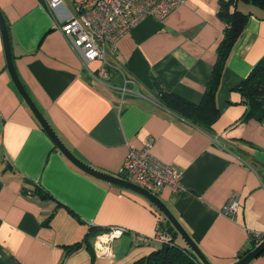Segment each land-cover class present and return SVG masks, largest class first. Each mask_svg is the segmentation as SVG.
Instances as JSON below:
<instances>
[{
  "label": "crops",
  "instance_id": "crops-1",
  "mask_svg": "<svg viewBox=\"0 0 264 264\" xmlns=\"http://www.w3.org/2000/svg\"><path fill=\"white\" fill-rule=\"evenodd\" d=\"M218 7L186 0L163 18L144 17L119 37L109 78L99 80L100 61L83 64L57 26L72 13L68 2L52 11L43 0H0L17 75L64 145L120 176L129 148L153 137L152 154L181 172L184 187L157 196L212 264H232L252 235H264V119L241 120L235 88L264 55V11L238 4L250 14L222 72L211 131L155 95L157 82L202 100L225 27ZM233 196L231 217L222 207ZM164 220L146 197L84 172L57 148L11 79L0 31V264H133L161 246L134 235L151 236ZM90 226L124 229L111 256L95 253ZM175 242L186 247L179 234ZM248 264H264V252Z\"/></svg>",
  "mask_w": 264,
  "mask_h": 264
},
{
  "label": "built area",
  "instance_id": "built-area-1",
  "mask_svg": "<svg viewBox=\"0 0 264 264\" xmlns=\"http://www.w3.org/2000/svg\"><path fill=\"white\" fill-rule=\"evenodd\" d=\"M50 10L68 2L72 13L58 28L83 64L99 60L100 65L93 75L96 79L107 80L109 57H113L117 40L137 22L147 16L163 18L186 0H43ZM128 91L124 85L121 92ZM217 144H220L216 141ZM153 137H146L139 148H130L125 155L120 176L148 191L158 194L164 186H169L178 193L184 188L181 172L157 159L152 154ZM237 197H231L222 207L227 216H233L238 208ZM124 229L111 226L98 233L93 240L96 254L111 256V242L122 235ZM172 233L166 228L157 227L151 236L135 234L134 241H155L170 244ZM263 239L262 234H254ZM252 237V236H251Z\"/></svg>",
  "mask_w": 264,
  "mask_h": 264
},
{
  "label": "trees",
  "instance_id": "trees-1",
  "mask_svg": "<svg viewBox=\"0 0 264 264\" xmlns=\"http://www.w3.org/2000/svg\"><path fill=\"white\" fill-rule=\"evenodd\" d=\"M239 3L251 4L264 11V0H218L219 7L217 15L223 20L225 27L223 36L216 48L217 56L213 64L210 79L206 85L202 100L199 103H192L174 93L166 92L155 82L157 87L155 95L162 106L208 131H211L210 126L219 115V109L215 103V95L220 84L223 69L233 45L244 30L247 17L250 14L238 9ZM235 88L240 91L243 102L246 105V110L241 120H263L264 55ZM159 225L172 233L173 241L170 244H162L158 249L138 259L133 264H202L192 251L175 242L178 233L166 218ZM109 227L90 226L86 236L87 238L95 237L98 233L109 229ZM259 242L260 238H255L252 235L251 247L245 249L239 255V258ZM73 246L76 248L79 246V243ZM263 252L264 250L261 254Z\"/></svg>",
  "mask_w": 264,
  "mask_h": 264
},
{
  "label": "water",
  "instance_id": "water-1",
  "mask_svg": "<svg viewBox=\"0 0 264 264\" xmlns=\"http://www.w3.org/2000/svg\"><path fill=\"white\" fill-rule=\"evenodd\" d=\"M0 31L1 36L3 40V46H4V53H5V59H6V65L7 69L9 71V74L11 76V79L13 80L16 88L20 92L21 96L29 106V108L32 110L36 118L38 119L40 125L43 127V129L48 133V135L53 140L54 144L57 146L59 150L62 151V153L77 167L82 169L84 172L94 176L97 179H100L102 181L112 183L118 186H122L128 189H131L133 191H136L146 197L151 203H153L157 209L164 215L166 220L170 222V224L174 227L176 232L180 235L181 239L184 241L186 247L194 253V255L199 259V261L202 264H212L205 255L201 252L195 241L191 238L189 233L184 229V227L181 225V223L178 221V219L175 217V215L171 212V210L165 205V203L157 196V194H154L147 189L129 181L126 180L118 175H114L111 173H107L101 170H98L87 163L80 160L73 152L68 149L64 143L60 140V138L57 136V134L54 132L52 127L49 125L45 117L42 115L36 104L33 102L31 97L29 96L28 92L24 88L21 80L19 79L17 72L14 67L13 58H12V52H11V44H10V37L8 33V28L6 21L4 19V16L0 10ZM264 250V238L252 249H250L248 252H246L242 257H240L237 261H235L232 264H248L251 262L254 258H256L258 255L261 254V252Z\"/></svg>",
  "mask_w": 264,
  "mask_h": 264
},
{
  "label": "bare ground",
  "instance_id": "bare-ground-1",
  "mask_svg": "<svg viewBox=\"0 0 264 264\" xmlns=\"http://www.w3.org/2000/svg\"><path fill=\"white\" fill-rule=\"evenodd\" d=\"M159 19H160V18H159ZM109 58H110V57H109ZM121 72H122V71H121ZM93 74H94V73H93ZM123 96H124V95H123ZM117 100H118V99H117ZM119 100H121V99H119ZM122 101H123V100H122ZM122 101H121V102H122ZM115 103H116V102H115ZM122 107H123V106H122ZM120 108H121V107H120ZM121 109H122V108H121ZM121 109H120V111H121ZM129 149H130V148H129Z\"/></svg>",
  "mask_w": 264,
  "mask_h": 264
}]
</instances>
